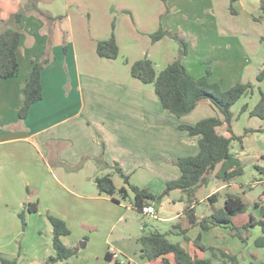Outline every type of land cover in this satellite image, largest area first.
<instances>
[{
	"label": "crops",
	"instance_id": "crops-1",
	"mask_svg": "<svg viewBox=\"0 0 264 264\" xmlns=\"http://www.w3.org/2000/svg\"><path fill=\"white\" fill-rule=\"evenodd\" d=\"M240 1L235 4L238 13L241 6ZM10 2L11 0H0V33L6 27L4 21H7L10 15L17 13L10 8ZM38 6L42 10L45 9L44 7L48 8L43 4H38ZM49 11L54 17H63L64 11L59 12L58 9ZM58 23L59 21L47 23L33 14L24 17L20 25L21 29H25L26 32H22V41L17 53L18 74L10 79L0 78V256L16 253V250L12 249L17 238L28 234V231H22L19 213L26 204L36 203L38 212L27 213L26 219L30 227L35 228L41 237L39 236L36 239L38 243L30 248L33 255L29 256L30 261L27 264H45L49 257L56 255L53 247V228L47 218L48 212L64 220L69 229L73 231L75 226L83 229L93 227L86 221L89 219L84 220L85 218L81 216L82 207H87L86 202L105 199L110 206H122L119 197L115 196L120 201L119 203L114 202L110 197H103L96 183H87L85 193L93 194L98 191L100 195L98 197L84 195L77 174L68 173L70 170L79 168L82 159L96 160L102 156L110 167L118 165L124 175L129 176L132 185L140 171L144 175L155 177V180H158L156 186L153 180L146 185L142 179H140L143 181L141 185L136 186L148 188L154 195L158 193L157 195L160 196L168 182L177 180L182 175L180 168L170 161L181 157L196 156L200 151L199 139L201 137H191L187 132L178 130L177 127L180 124L192 125L201 119L208 118L204 117L195 122L186 120L201 107L211 110L215 114L214 117L223 119L219 110L209 101H201L190 115L178 119L162 107L156 94L138 89V94L133 98L138 112L132 111L138 115L142 123L133 127L129 122L122 121L118 125L115 122L117 118L123 115L128 120L131 111L120 110L115 105L104 106V112L112 115L110 122L113 134L110 138L101 135L97 131V126L87 120L92 113L101 110L100 106H97V97H99L97 83H106V81L98 80L81 69L75 46L57 39L56 32L59 34L63 30ZM64 45L68 47L67 53L64 52ZM49 46L52 48L54 61L44 69L42 74L44 98L32 106L28 118L21 122L19 110L25 101V85L30 79L34 62H39L43 58ZM229 65L230 68L232 66L235 70L237 69L235 60ZM259 75L254 81H244V83L253 84L254 92L241 99L244 100L243 105L249 104V110L242 112L240 110L238 119L247 116L250 119L245 122L246 125L242 130H237L235 124H232L234 134L244 136L242 144L236 142L233 148V152L246 164L244 176L229 185L220 184L214 180L209 185H212V189L199 199V192L203 188L200 189L192 204L197 216L204 218L212 212L208 202L211 195L217 192H228L242 196L250 208L247 213L233 218V226L240 229L250 222L251 215L260 219L261 208L264 207V181L255 168L256 165L264 164V124L263 121L258 123L254 119L256 117L250 116L249 112L253 106L248 102L249 99L255 97L256 89L264 85V79L258 81ZM211 78L213 80L214 77ZM237 106L233 107V111ZM115 113L118 114L117 118L113 116ZM227 129L228 126L225 124L220 131L229 137ZM135 130H137L136 138L134 137ZM246 130L249 132L246 133ZM141 131L146 133L145 137H139ZM97 134L98 142H96ZM64 171L68 174L62 177ZM74 176L79 182L75 181ZM114 182L118 189L123 186L127 187L124 181L122 185H117L115 180ZM128 200L131 201L128 208L136 211L132 202L133 194ZM180 203L182 205L179 206ZM149 204L155 206L157 210L155 219L157 218L161 223H172L174 231L166 233L167 238L172 243L180 244L193 257L207 259L211 256L210 252H204L195 246L194 241L200 237L202 244L207 248L224 249L237 255L240 264H264V248H258L255 244V241L263 236L259 227L250 228L249 231H240L247 238L246 243L234 236L230 226L228 228L214 227L207 232L202 231L201 227H194L187 232L188 238H186L180 234V228H176L188 227L184 213L189 205L183 196L179 199H172L170 194L156 202L150 201ZM222 205L221 201L215 204L217 207H222ZM108 208L110 211L113 210L111 207ZM199 208L203 209L202 214H198ZM162 210L168 212V215L161 217ZM122 218L123 216H119L118 222ZM142 231L143 235L147 234L145 228ZM86 234H80L78 239L81 241ZM44 235L46 241H43ZM71 238L72 236L69 235L64 239L67 246L71 244L74 246L75 243L70 242ZM86 244L89 246L90 240ZM107 244L110 246V242ZM111 248L110 246L106 252L105 262L102 264H125L120 261L121 253L112 251ZM143 252L142 247L140 257L143 261L141 264H151L142 258ZM108 253L111 256L109 260L106 258ZM81 255H84L83 251ZM95 260L101 264V257ZM170 260L172 264H175L173 257H170ZM221 263L219 259L214 260V264ZM59 264H66V262ZM157 264L161 262L158 261Z\"/></svg>",
	"mask_w": 264,
	"mask_h": 264
},
{
	"label": "rangeland",
	"instance_id": "rangeland-1",
	"mask_svg": "<svg viewBox=\"0 0 264 264\" xmlns=\"http://www.w3.org/2000/svg\"><path fill=\"white\" fill-rule=\"evenodd\" d=\"M10 3V8L19 12L26 7L28 0H11ZM38 3L48 6V8L44 7V11L48 9L64 11L63 19L58 23L63 30L59 34L56 32L57 39L75 46L82 70L84 69L98 80L106 81V83H97V94H99L97 106H100L101 110L92 113L87 122L97 126L98 133L109 136L107 138L113 134L110 122L112 115L104 112V106L115 105L120 110H130L128 120L122 114L119 118H117L118 114H113L114 118H117L115 122L118 124L127 121L131 126L137 127L142 123L138 115L134 113L138 112L133 99L138 94L137 90L144 89L155 94L153 85H145L132 77L131 67L137 61L151 60L157 72L160 73L170 63L182 57L189 74L200 79L210 71L215 78L213 80L211 78V82L218 83L222 91L244 83L245 80L254 81L256 76L264 71V19L260 22L254 21V17L261 16L259 0H241L237 15H232L230 12L231 0H38ZM49 10L47 12L51 14ZM160 28L180 35L187 43V55H181V44L169 36L154 43L152 35ZM21 30L26 32L25 29ZM112 35L117 40L119 57L116 60L100 58L96 52L98 42L109 40ZM233 60L237 62L236 70L229 65ZM262 93H264V85L257 88L255 97L248 100L253 106L250 112L261 100ZM258 98L260 99L256 101ZM243 104L244 100H241L236 104L238 106L235 111L232 108L233 124L237 130H242L246 125L245 122L250 119L249 116L238 119L240 110L242 112L245 106L249 110V104ZM212 116L214 117L215 114L211 110L201 107L186 120L195 122ZM254 119L258 123L263 121L264 124V119L258 117ZM135 132L136 138L137 130ZM145 136L146 133L143 131L139 133V137ZM96 142H98V134ZM173 160L170 161L172 164H174ZM68 173L77 174L84 195L90 197L100 195L98 191L93 194L85 193L86 184H95L98 177L112 175L117 185L123 184L119 174L112 168L100 167L95 159H82L79 168L70 170ZM68 173L64 171L62 177ZM74 177L75 181H78L76 176ZM140 179L146 182V185L152 180L155 186L158 183L155 177H149L148 174L144 175L140 171L133 185H141L143 181ZM65 182L69 184L68 181ZM211 189L212 185L203 188L198 198L200 199ZM181 196L187 200V195L181 191L171 193L172 199H179ZM103 197L106 196L103 195ZM118 197L120 198L117 194L116 198ZM121 201L122 206H110L105 199L86 202L87 207H82L81 216L85 218L84 220L89 219L86 221L93 227L83 229L75 226L73 231L70 229L72 236L70 242L80 247V253L72 258L69 264H99L95 260L97 257H101L102 264L105 262V254L110 246L112 251L121 253V262L141 264L142 245L139 244L138 239L143 235V228L147 234L155 229L162 233L174 231L172 223H161L155 217L141 215L128 208L131 201L122 199ZM220 201L223 202V197ZM108 207L113 210L110 211ZM202 212L203 209L199 208L198 214ZM167 215L168 212L165 210L160 213L161 217ZM119 216L123 218L118 222ZM22 231H28V234L17 238L12 249L16 250V253L2 256L7 260L16 261L17 264H27L30 261L29 256L33 255L30 248L37 244L36 239L41 237L29 224L26 229L22 225ZM84 233L87 234L80 241L78 238ZM88 240H90L89 246L86 244ZM43 241H46L45 235ZM71 247H73L72 244ZM81 251L84 252L83 256ZM26 255H28L27 258Z\"/></svg>",
	"mask_w": 264,
	"mask_h": 264
},
{
	"label": "trees",
	"instance_id": "trees-1",
	"mask_svg": "<svg viewBox=\"0 0 264 264\" xmlns=\"http://www.w3.org/2000/svg\"><path fill=\"white\" fill-rule=\"evenodd\" d=\"M167 1V0H164ZM239 0H231L230 12L237 15L235 4ZM260 1L261 16L254 17V21L260 22L264 19V0ZM38 0H28L24 9L12 14L7 21H4L6 28L0 33V78L10 79L15 77L19 71L18 50L22 41V31L20 24L27 15H36L47 23L62 20V16L54 17L49 12L39 8ZM173 38L182 46L181 55H187L188 47L186 41L178 34L160 28L158 32L152 35L154 43L161 41L165 37ZM68 47L64 45V52L67 53ZM97 55L100 58L116 60L119 57V47L116 37L112 35L109 40L98 42L96 46ZM54 61L51 46L46 50L43 58L39 62H34L30 79L25 85V101L19 110V119L21 122L26 120L30 114L32 106L44 98L42 74L44 69ZM133 78L141 81L145 85H153L155 94L158 96L162 107L172 116L182 119L190 115L201 101H209L212 106L219 110L223 119L219 117H208L201 119L195 124H180L177 128L180 131L187 132L191 137L200 136V151L196 156L181 157L174 159L172 162L180 168L182 175L177 180L167 183L164 192L160 196L154 195L148 188H141L130 183L129 176L124 175L122 169L110 167L101 156L96 159L97 164L104 168H112L115 173L119 174L128 187L117 188L112 175L98 177L96 186L100 194L112 198L116 203L120 201L115 198L118 194L124 201L128 200L133 194V206L135 210L142 214L145 206H149L150 201L156 202L169 196L174 191H181L187 195L188 208L184 216L188 221V227L180 228V234L186 236L187 232L194 227H201L202 231L207 232L214 227H224L233 231L234 236L239 237L242 242L246 243L247 238L240 231H249L250 228L259 227L263 236L259 237L255 244L258 248H264V207L261 208V218L254 215L250 216V222L242 229L233 226V218L248 212L250 205L242 196L231 193L217 192L208 198L212 212L209 216L199 218L195 208L192 207L198 191L208 187L214 180L220 184L229 185L245 174L246 164L233 152L234 143L242 144L244 136H237L232 129L233 114L232 108L246 96L254 92V86L251 83H239L227 91H222L220 85L211 82L212 73L210 71L200 78L195 79L186 70L182 57L170 63L163 71L157 72L154 63L149 59H143L135 62L131 67ZM264 72L258 76V81H263ZM248 110L246 106L244 111ZM251 117L264 119V93L257 106L250 112ZM228 126L229 137L225 136L220 128L223 125ZM249 130H246V133ZM264 160V159H263ZM256 170L264 181V164L256 165ZM223 197L222 207L215 204L220 202ZM258 205V204H257ZM38 212L36 203H28L19 213V218L23 228L26 229L28 222L27 213ZM47 218L53 228V247L56 251L55 256L49 257L45 264H59L77 257L80 253L79 246H67L64 239L67 238L71 231L64 220L47 213ZM186 238H188L186 236ZM144 252L143 259L148 260L151 264H172L170 257L174 258L175 264H214L215 259L221 260V264H240L237 255H234L224 249L207 248L202 244L198 237L194 244L204 252H210L211 256L207 259L193 257L180 244L172 243L166 233L159 230L150 231L148 234L139 238ZM108 253L106 258L110 259ZM0 264H17L16 261H10L0 256Z\"/></svg>",
	"mask_w": 264,
	"mask_h": 264
},
{
	"label": "built area",
	"instance_id": "built-area-1",
	"mask_svg": "<svg viewBox=\"0 0 264 264\" xmlns=\"http://www.w3.org/2000/svg\"><path fill=\"white\" fill-rule=\"evenodd\" d=\"M142 214L146 216L156 217L157 210L153 205L145 206L142 210Z\"/></svg>",
	"mask_w": 264,
	"mask_h": 264
}]
</instances>
